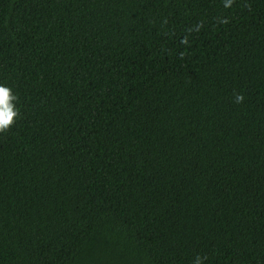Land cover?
<instances>
[{
    "label": "trees",
    "instance_id": "obj_1",
    "mask_svg": "<svg viewBox=\"0 0 264 264\" xmlns=\"http://www.w3.org/2000/svg\"><path fill=\"white\" fill-rule=\"evenodd\" d=\"M0 83V264H264V0H0Z\"/></svg>",
    "mask_w": 264,
    "mask_h": 264
},
{
    "label": "clouds",
    "instance_id": "obj_2",
    "mask_svg": "<svg viewBox=\"0 0 264 264\" xmlns=\"http://www.w3.org/2000/svg\"><path fill=\"white\" fill-rule=\"evenodd\" d=\"M243 97L236 95V101L240 102ZM17 97L7 84L0 83V131L7 130L19 115V109L16 104ZM193 264H201L200 257H196Z\"/></svg>",
    "mask_w": 264,
    "mask_h": 264
}]
</instances>
